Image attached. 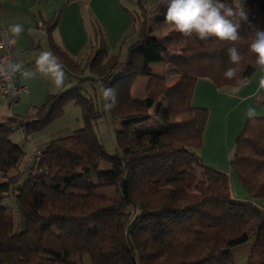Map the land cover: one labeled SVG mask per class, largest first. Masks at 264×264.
I'll use <instances>...</instances> for the list:
<instances>
[{"label": "trees", "instance_id": "16d2710c", "mask_svg": "<svg viewBox=\"0 0 264 264\" xmlns=\"http://www.w3.org/2000/svg\"><path fill=\"white\" fill-rule=\"evenodd\" d=\"M123 57L99 43L79 60L50 37V49L65 65L73 84L46 94L25 116L0 122V264H235L232 246L249 238L246 264H264V115L245 120L232 148L229 167L247 196L231 191L229 173L200 156L208 118L205 106L191 102L199 78L216 87L229 85L227 48L214 38L202 41L169 31L162 39L153 25L164 23L158 0H137ZM248 22L235 46L244 56L242 76L255 68L248 53L251 25L264 29V0H245ZM56 14L47 30L57 23ZM160 61L162 72L150 64ZM87 70V73L83 71ZM175 75L172 83L168 77ZM145 76L144 97H133L136 79ZM114 87L118 103L108 111L114 127V153L100 142L96 119L101 111L84 84ZM264 106V93L256 99ZM68 102L77 105L82 126L53 138L42 149L46 171L30 172L17 183L22 156L9 132L41 130L61 116ZM16 197L24 227L14 230L13 214L1 200Z\"/></svg>", "mask_w": 264, "mask_h": 264}, {"label": "crops", "instance_id": "0c3cea01", "mask_svg": "<svg viewBox=\"0 0 264 264\" xmlns=\"http://www.w3.org/2000/svg\"><path fill=\"white\" fill-rule=\"evenodd\" d=\"M142 1L148 3L152 0ZM120 3L121 0H0V29L6 30L8 25L12 23H22L24 25V32L17 43V47L24 52L23 60L27 69L32 66L35 57L39 54V49L43 46V39L45 40L48 49L51 50L49 41L50 37L60 49L69 55V57L79 60L83 58L85 53L90 49L88 48V50H85L84 53L81 54V51L83 52L85 49L84 47L88 45V31L89 24L91 23H99L108 40L107 46L116 48V44L121 38L120 36L123 35L124 30H127L132 22L131 14L126 12ZM136 7L137 9L132 10L133 14L138 11V4ZM56 14L58 15L57 23L53 29L48 31L47 27L49 26V21ZM94 33L95 32L92 34L94 35ZM166 67V65H163L160 72ZM261 75V73L255 70L253 75L249 78V86L239 94L242 97L248 98L244 103H241L239 99L232 98L230 93L225 94L218 91L216 86L206 79L199 78L194 85L191 101L192 104L196 106H207L209 108L211 106L212 108L210 122L208 120L209 114L206 122L209 123V126L219 125L220 122H217L216 124L214 123L221 112L224 113V111H226V114H228L229 112L231 113L236 106H240V109L236 114V120L232 119V121H236V123L232 131L233 134L230 135V143H226L227 146L229 145L228 150H231L234 145V141L231 142L232 137L237 135L247 119L244 113L248 106L251 105L255 107L259 113L258 116L264 115V106L259 104L258 101L251 99V96L256 91L259 94L264 93V88H261L260 86ZM169 77L175 76L171 75ZM138 78H140V76ZM138 78L132 86L131 93L135 98H143L146 79L141 82V93L136 95L133 93V91H137L136 83H138ZM14 81L24 84L27 88L28 86L30 87V90L28 89L29 91L27 93L20 95L15 100L19 101L22 96L29 98L28 102H30L29 105L31 107L30 113L34 111L35 107L41 105L46 94L50 92L49 86L41 87L39 81H34L33 79H23L19 76H15ZM41 98L43 99L39 103L38 100ZM1 102L10 105L14 101L5 99ZM212 128L210 127L208 133V142H206V145L203 148H200L201 158L211 166L227 170V166L224 165L223 161L226 162L228 156L225 157V155H222L221 152L216 149L214 143H209V139L215 138V136L218 135V133L214 134L211 132ZM72 131L59 135L58 137L67 135ZM227 136L228 133L225 132V137L227 138ZM49 138L50 139L44 141V146L39 147L40 150H42L54 137ZM227 139L229 140V138ZM29 158L30 162L28 159L24 164L23 168L25 170H28V167L33 163L31 151ZM231 175L232 177H230V180L233 194L238 197H246V191L236 175L232 173V171ZM258 201L264 205V198L259 199Z\"/></svg>", "mask_w": 264, "mask_h": 264}, {"label": "clouds", "instance_id": "9594fccd", "mask_svg": "<svg viewBox=\"0 0 264 264\" xmlns=\"http://www.w3.org/2000/svg\"><path fill=\"white\" fill-rule=\"evenodd\" d=\"M158 3L166 9L164 24L169 31L189 38L195 36L202 41L214 38L233 45L227 48L231 66L225 69L223 77L232 82L230 96L244 103L248 98L239 94L249 86L250 80L241 75L244 56L235 45L244 39L240 34L241 22H248L245 0H158ZM249 27L251 35L247 51L254 58L255 70L262 74L260 86L264 88V29L250 23ZM23 32L22 23H12L0 34V81L7 84V88H0V91L10 92L13 96L19 95L24 90L16 89L11 84L12 78L19 76L32 79L37 74L46 78L52 86L62 88L66 79L65 65L51 50L39 52L34 60V71L26 68L24 52L17 47ZM99 92L105 111L114 109L118 103L115 88L101 84ZM12 115L7 106L0 108V117ZM244 115L255 123L259 113L250 105Z\"/></svg>", "mask_w": 264, "mask_h": 264}, {"label": "rangeland", "instance_id": "374dc122", "mask_svg": "<svg viewBox=\"0 0 264 264\" xmlns=\"http://www.w3.org/2000/svg\"><path fill=\"white\" fill-rule=\"evenodd\" d=\"M120 4H122L123 9L126 12L131 14V18H132L133 17L132 10L137 9V7H136V5L138 4L137 0H121ZM153 24H154L153 20L149 19L148 25L152 26V33L154 35H156L159 39H162L163 36L169 32V29L167 28V26L164 23H161L157 26H154ZM131 29H132V25L130 23L127 30H124L123 35L120 36L121 38L119 37L120 39L118 40V42L116 44V48L111 47V46L108 47L110 52L115 53V54H119L120 57L124 56L127 45L129 43H131L134 39V34L130 32ZM98 30H101L103 38H106V36L104 35L103 28L101 27V25L99 23L89 24L88 40H87L88 45H86V47H84L85 49L83 50V52L81 51V54L84 53L85 50H88V48H90L88 50V52H91L92 46L93 47L98 46L99 37H100ZM93 32H95L94 35L92 34ZM105 41L108 45L107 38L105 39ZM42 45L43 46L41 47V49H39V52L41 50H49L44 39L42 40ZM150 66H151L152 70H154L156 72H160V70L163 66V63L160 61H156V62H152L150 64ZM29 69L33 70V71L35 70L34 69V63L32 64V66ZM83 73H87V70L84 69ZM32 79L34 81H39V85H41V87L42 86H44V87L49 86L50 92H57V91H60L63 89H67V88L71 87V85L73 84V82H71L67 76L65 79L64 86L62 88H56V87L52 86L46 78L40 76L39 74L34 76ZM138 79H139L138 83H136L137 84V87H136L137 91H133V93L135 95L141 93V88H142L141 82L143 80H145L146 77L140 76V78H138ZM175 80H176V77H169L168 78V81L170 83L174 82ZM216 88L218 91L225 93V94L231 92V86H229V85H223V86H219ZM27 89L30 90V87L28 86ZM83 92L86 95H91L94 97L96 107L99 111H101V114L96 119V123H95V130H96L97 136H98L100 142L102 143L103 147L109 153H114L116 151L115 142H114V127H115V125H113L108 111H105V109H104V101H103V98L99 92V87L97 86L96 83L95 84L86 83V84H84ZM257 93L258 92L256 91L251 96V99L256 100L257 97H259V95H260L259 93L257 95ZM42 99L43 98L38 100L39 103L41 102ZM28 101H29V98L22 96V97H20L19 101L18 100L14 101L10 105H6V103L1 102L0 108L7 106V108L12 111L13 116H25L31 112V107L29 105L30 102H28ZM191 101H192V98H191ZM205 107H207V106H205ZM207 109H208V114H209L208 120L210 122V116H211L212 108L210 106V108L207 107ZM239 109H240V106H238V107L236 106V108L233 109L231 111V113L229 112L228 114H226V111H224V113L221 112L220 115L218 116L216 122L214 123V124H216L217 122H220L219 125H217V126L216 125H214V126L210 125L209 126V123H206L204 131H203V136H202L201 148H203L206 145V142H208V138H209L208 133L210 131V127L211 128L213 127L211 129V132H213L214 134L218 133V135H216L215 138L209 139L210 140L209 143L210 144L214 143L216 149L218 151H220L222 155H225V157L228 156V160L226 162L225 161H223V162H224V165L227 166V170H225V171H227L229 173L230 177H232V175H231V168L229 167L228 162H229L230 157H232L233 153H232V149L228 150L229 145L227 146L226 143L227 144L230 143V135L233 134L232 131H233L234 125L236 123V121H232V119L236 120V114H237V111H239ZM5 118L6 117H0V121H2ZM81 126H82V119H81V112H80L79 107L77 105H75L73 102H68L64 107V112L62 113V115L57 117L56 119H54L50 123H48L41 130L30 132L28 134L23 132L20 128H16V129H13L12 131H10L9 136H8L9 140L13 143L20 145L22 148V151H23L18 166L14 169H11L12 173L19 172L17 183L21 182L22 179L29 172L31 175L35 176V175H39L42 172L46 171V166L40 164V157L38 158V161L36 162V164H35L34 159H33V163L31 164L30 167H28L29 168L28 170H25L23 168L25 162L28 159L30 162L29 156H30V151H31L33 145H34L33 147L35 149H39V147L44 146V141L50 139L49 137H54V138L58 137L59 135L66 134L67 132L72 131V130H74L78 127H81ZM225 132L228 133L227 138H229V140L225 137ZM236 136L234 135L232 137L231 142L235 141ZM200 153H201V151H200ZM37 168H40L41 171L40 172L36 171ZM230 182H231V180H230ZM239 188H240V186H239ZM231 191H232V185H231ZM1 202H2V204L7 206L8 208H10V210L13 214L14 230L17 231L19 229H22L24 227V219H23V216L18 209V204H17L15 195L13 193H9L8 195H6L2 198ZM252 242H253V238H249L248 240H246L242 243H239V244L232 246V253H233V256L235 259V264H246L247 253H248V250H249ZM81 264H94V263L91 261V259L89 258V256L87 254H84L81 257Z\"/></svg>", "mask_w": 264, "mask_h": 264}, {"label": "built area", "instance_id": "2783aa9c", "mask_svg": "<svg viewBox=\"0 0 264 264\" xmlns=\"http://www.w3.org/2000/svg\"><path fill=\"white\" fill-rule=\"evenodd\" d=\"M5 31L6 30H4V29H0V34L4 33ZM11 84L16 89H18V90H21L22 89L24 91L21 92V94L16 95V96H13L10 92H2V91H0V102L2 100H5V99H9L10 101H15L20 95L25 94L28 91L27 87L24 84H20V83H17L16 81H14V77L11 80ZM0 88H7V84L4 83V82H2V81H0ZM41 151L42 150H40V149H35L34 147H32L31 155H32V158L34 159L35 164L38 161V158L40 157ZM36 171L40 172L41 169L40 168H37Z\"/></svg>", "mask_w": 264, "mask_h": 264}]
</instances>
